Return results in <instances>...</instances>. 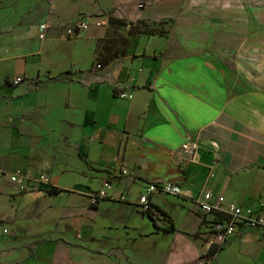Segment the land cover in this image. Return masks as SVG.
I'll use <instances>...</instances> for the list:
<instances>
[{"label": "crops", "instance_id": "1", "mask_svg": "<svg viewBox=\"0 0 264 264\" xmlns=\"http://www.w3.org/2000/svg\"><path fill=\"white\" fill-rule=\"evenodd\" d=\"M83 16L102 25L68 37ZM162 180L182 195L152 218ZM206 190L264 216V0H0V264H264L261 229L217 239Z\"/></svg>", "mask_w": 264, "mask_h": 264}, {"label": "built area", "instance_id": "2", "mask_svg": "<svg viewBox=\"0 0 264 264\" xmlns=\"http://www.w3.org/2000/svg\"><path fill=\"white\" fill-rule=\"evenodd\" d=\"M91 25H102V21L96 17L83 16L75 22H71L65 25V33L68 37H75L80 31L88 29ZM47 25L46 22L38 24V36L40 39L45 37ZM22 80L21 76H17L12 81L14 84L19 83ZM116 96L118 98L130 97V92L123 90H116ZM197 143L194 141L185 142L182 144L181 149L183 156L180 159V163H184L187 160L193 159L197 155ZM9 179L12 182L17 183L19 186L24 184L27 180V174L25 172L15 169L8 173ZM38 179L40 182L48 184L50 178L45 173H39ZM111 186V181L106 178L103 182L101 189L90 193L89 197L91 203L99 201L101 198L106 197V189ZM182 188L179 184L169 181H157L149 182L145 185V192L138 198V204L143 212L154 211L152 203L149 200V196L154 192H163V194L182 195ZM125 196V195H123ZM124 198V197H123ZM198 209L205 214L211 213L221 216L225 214L226 221L217 220L213 222V232L217 236V239L222 241L228 238L231 234L237 232V228L240 226H247L249 228H259L264 231V216H261L259 212L253 210H244L241 205L234 202L225 204V197L218 194L213 197L210 191L206 190L197 199ZM264 207V200L260 202V208ZM5 230L4 232H6Z\"/></svg>", "mask_w": 264, "mask_h": 264}, {"label": "trees", "instance_id": "3", "mask_svg": "<svg viewBox=\"0 0 264 264\" xmlns=\"http://www.w3.org/2000/svg\"><path fill=\"white\" fill-rule=\"evenodd\" d=\"M124 54H125L124 51L116 50V51L114 52V55H113V56H123ZM161 55H162V52H160V53L148 54V55H144V54H142L141 56H149V57H151V58H158V57L161 56ZM113 56H112V57H113ZM138 56H139V55H135V54H131V55H130V57H135V58L138 57ZM112 57H110V58H108V59H106V60H102L101 58H99L98 61H99L100 63H107L108 60L111 59ZM53 80H54L55 82H59V81H64V80H70V81H71V80H74V79H73V77H72V75H71V71H70V70H67V71L62 72L61 74H59V75H57V76H54V77H53ZM61 191H63V189H61V188H51V189H49V192H50V193H59V192H61ZM103 198H106V197H103ZM101 199H102V198H101ZM147 214H149L152 218H154V217H153V213H152V211H151V212H148ZM218 216H219V215H218ZM222 247H223L222 245H219V244H215V243H213V244L209 247L207 253L203 255V257L206 258V259H212V258L214 257V255L217 254L218 251H219Z\"/></svg>", "mask_w": 264, "mask_h": 264}]
</instances>
